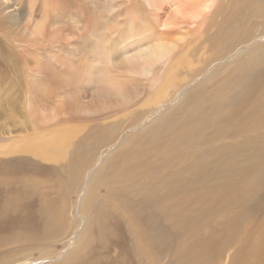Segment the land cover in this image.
<instances>
[{"label":"bare ground","instance_id":"obj_1","mask_svg":"<svg viewBox=\"0 0 264 264\" xmlns=\"http://www.w3.org/2000/svg\"><path fill=\"white\" fill-rule=\"evenodd\" d=\"M255 209L264 0H0V264H264Z\"/></svg>","mask_w":264,"mask_h":264},{"label":"rangeland","instance_id":"obj_2","mask_svg":"<svg viewBox=\"0 0 264 264\" xmlns=\"http://www.w3.org/2000/svg\"><path fill=\"white\" fill-rule=\"evenodd\" d=\"M72 197V199L73 200H79V196H71ZM70 211H69V214L71 213V216H73V218H74V216H77V211L78 210H76L75 211V209H74V205L72 204L71 205V207H70V209H69ZM264 210V209H263ZM263 210L261 211V209L259 210L261 213L263 212ZM255 211H257L256 209L254 210V214L256 213V215L257 214H259V216H260V212L259 211H257V212H255ZM255 215V216H256ZM255 216L253 215V216H250L249 218H247L248 220V222H249V224L251 225L252 224V219H255V223L257 222V220L260 218H255ZM258 216V215H257ZM69 217H70V215H69ZM253 217V218H252ZM71 219V218H70ZM75 219H76V217H75ZM250 219V220H249ZM73 220V219H72ZM246 221V222H247ZM245 222V223H246ZM244 223V226L246 225ZM236 244H234L233 246H232V248H229V249H225L224 250V252L222 253V255L221 254H219V258L217 259V261H216V263L215 264H230V256L233 254V251H234V249L236 248ZM229 250V251H228ZM228 251V252H227ZM40 256V255H39ZM38 255H35L33 258H32V260H30V261H28V262H25L24 264H35V261H42V260H44L45 258L44 257H42V256H40L39 257ZM54 261H50V263H48V264H52Z\"/></svg>","mask_w":264,"mask_h":264}]
</instances>
